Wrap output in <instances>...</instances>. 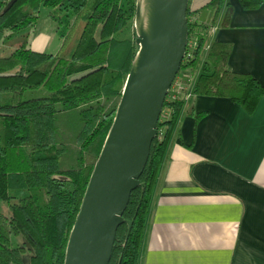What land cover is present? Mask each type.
Instances as JSON below:
<instances>
[{
  "label": "trees",
  "instance_id": "trees-1",
  "mask_svg": "<svg viewBox=\"0 0 264 264\" xmlns=\"http://www.w3.org/2000/svg\"><path fill=\"white\" fill-rule=\"evenodd\" d=\"M239 1L244 9L264 3ZM42 6L49 8L61 39L54 54L31 48ZM135 10L136 0H0V264L64 263L71 228L138 50ZM232 15L227 0L188 7V45L176 76L181 87H171L166 96L140 184L123 212L131 230L126 237L127 224L118 227L108 264H139L157 178L191 75L199 72L193 94L227 97L248 113L264 97V85L254 77L230 70L232 45L212 40L213 29L228 28ZM79 20L84 21L80 36L65 54ZM187 114L194 127L204 115L194 104Z\"/></svg>",
  "mask_w": 264,
  "mask_h": 264
},
{
  "label": "crops",
  "instance_id": "crops-1",
  "mask_svg": "<svg viewBox=\"0 0 264 264\" xmlns=\"http://www.w3.org/2000/svg\"><path fill=\"white\" fill-rule=\"evenodd\" d=\"M227 1L230 26L214 28L212 40L232 45L231 71L264 85V3ZM31 48L56 53L36 29ZM198 74L157 178L139 264H264V97L248 113L227 97L195 95ZM192 104L204 113L196 127Z\"/></svg>",
  "mask_w": 264,
  "mask_h": 264
},
{
  "label": "water",
  "instance_id": "water-1",
  "mask_svg": "<svg viewBox=\"0 0 264 264\" xmlns=\"http://www.w3.org/2000/svg\"><path fill=\"white\" fill-rule=\"evenodd\" d=\"M189 3L136 0L138 50L71 228L63 264H108L122 223L129 235L132 221L123 219V212L140 184L164 101L185 57Z\"/></svg>",
  "mask_w": 264,
  "mask_h": 264
},
{
  "label": "rangeland",
  "instance_id": "rangeland-1",
  "mask_svg": "<svg viewBox=\"0 0 264 264\" xmlns=\"http://www.w3.org/2000/svg\"><path fill=\"white\" fill-rule=\"evenodd\" d=\"M83 24H84V21L79 20L78 23L76 24V26L74 27L72 34H71V37L68 40V44L64 48L65 54H69L70 51L75 46V44H76V42L80 36ZM35 27L36 28H34V29H36V32H38V33L43 32V33L47 34V36L49 37L50 47H51L49 49H51L52 52H57L61 46V41H60L61 39L59 38V36L57 34V31H56L57 27H56L55 21L49 15V8L44 7V6H42L40 8L39 18L35 24ZM36 95H38V93ZM1 207L3 208V210L6 214L9 213L6 204H4V203L1 204ZM144 235H145V233H144Z\"/></svg>",
  "mask_w": 264,
  "mask_h": 264
},
{
  "label": "built area",
  "instance_id": "built-area-1",
  "mask_svg": "<svg viewBox=\"0 0 264 264\" xmlns=\"http://www.w3.org/2000/svg\"><path fill=\"white\" fill-rule=\"evenodd\" d=\"M192 43L190 42V45H191ZM188 45V44H187ZM171 87H174V88H180L181 87V81H180V78H176V80H174V82H173V84H172V86ZM171 89V88H170ZM188 96H190V92H188L187 94H186V98L188 97Z\"/></svg>",
  "mask_w": 264,
  "mask_h": 264
}]
</instances>
